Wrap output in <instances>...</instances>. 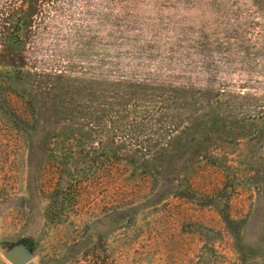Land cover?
Segmentation results:
<instances>
[{"label":"rangeland","instance_id":"rangeland-1","mask_svg":"<svg viewBox=\"0 0 264 264\" xmlns=\"http://www.w3.org/2000/svg\"><path fill=\"white\" fill-rule=\"evenodd\" d=\"M264 264V0H0V264Z\"/></svg>","mask_w":264,"mask_h":264},{"label":"water","instance_id":"water-1","mask_svg":"<svg viewBox=\"0 0 264 264\" xmlns=\"http://www.w3.org/2000/svg\"><path fill=\"white\" fill-rule=\"evenodd\" d=\"M5 258L11 264H28L30 257L25 255L21 249H13L5 254Z\"/></svg>","mask_w":264,"mask_h":264}]
</instances>
